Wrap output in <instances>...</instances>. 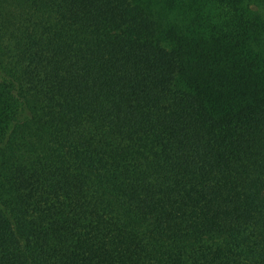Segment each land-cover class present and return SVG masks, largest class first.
<instances>
[{"label": "trees", "instance_id": "1", "mask_svg": "<svg viewBox=\"0 0 264 264\" xmlns=\"http://www.w3.org/2000/svg\"><path fill=\"white\" fill-rule=\"evenodd\" d=\"M0 264H264V0H0Z\"/></svg>", "mask_w": 264, "mask_h": 264}]
</instances>
